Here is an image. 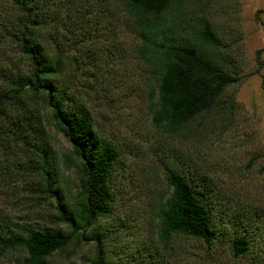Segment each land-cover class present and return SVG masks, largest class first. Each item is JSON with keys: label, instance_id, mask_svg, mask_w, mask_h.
Masks as SVG:
<instances>
[{"label": "rangeland", "instance_id": "obj_1", "mask_svg": "<svg viewBox=\"0 0 264 264\" xmlns=\"http://www.w3.org/2000/svg\"><path fill=\"white\" fill-rule=\"evenodd\" d=\"M40 6L45 23L39 35L65 58L58 80L68 86L71 99L85 104L98 134L110 139L118 154L113 212L97 220L110 230L107 259L140 264L151 252L154 264H254L251 253L232 256L226 236L207 247L200 239L174 234L162 246L156 210L169 190V166L205 176L224 218L225 212L256 211L264 221V0H184L177 9L173 4L169 8L167 18L185 35H196L201 22L208 23L220 44L205 45V50L237 78L225 86L216 106L178 133L151 117L153 67L139 49L121 0H41ZM22 17L12 0H0V28ZM0 62L29 68L28 59L2 36ZM43 114L52 148L65 159L71 154L69 143L52 125L47 109ZM60 161L59 184L73 206L75 171ZM3 162L11 166L10 160ZM2 192L1 208L65 227L50 219L48 202L38 204L18 186L6 185ZM24 255L21 249H9L0 255V264H16ZM92 257V240L84 235L54 251L47 264H93Z\"/></svg>", "mask_w": 264, "mask_h": 264}, {"label": "trees", "instance_id": "obj_2", "mask_svg": "<svg viewBox=\"0 0 264 264\" xmlns=\"http://www.w3.org/2000/svg\"><path fill=\"white\" fill-rule=\"evenodd\" d=\"M12 1L23 17L0 28V36L16 45L29 68L23 71L0 62V199L6 185L18 186L38 204L52 205L50 219L65 227L0 207V255L21 249L25 255L16 264H47L54 251L85 235L92 240L93 264H112L105 255L110 230L98 226L97 220L113 212L117 151L110 139L98 134L85 104L71 99L68 86L58 80L65 58L39 35L45 23L41 0ZM121 2L133 21L139 49L153 67L151 117L170 132H182L199 114L216 106L225 86L237 79L205 50V45L220 41L205 21L194 36L185 35L169 21V8L173 4L177 9L184 0ZM45 109L69 143L71 154L65 159H59L49 141ZM4 160H10L11 166ZM60 160L75 171L78 189L73 206L59 184ZM165 169L169 190L156 210V233L162 246L174 234L200 239L207 247L219 235L226 236L232 256L251 253L254 264H264V221L259 213L229 216L225 212L224 218L205 176ZM152 256L147 253L148 260L140 264H154Z\"/></svg>", "mask_w": 264, "mask_h": 264}]
</instances>
